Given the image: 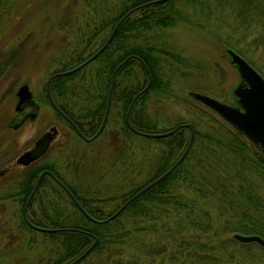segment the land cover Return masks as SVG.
<instances>
[{
    "label": "trees",
    "instance_id": "trees-1",
    "mask_svg": "<svg viewBox=\"0 0 264 264\" xmlns=\"http://www.w3.org/2000/svg\"><path fill=\"white\" fill-rule=\"evenodd\" d=\"M148 1L85 0L87 9L83 28L86 31L81 38L84 44L59 70L67 66L71 68L91 55L127 9ZM188 3L193 8L188 7ZM217 5L229 7L225 15L232 17L234 30L242 28L239 31L246 32V28L253 26L257 34L253 40L264 47V0H185L183 3L163 0L144 4L126 17L105 48L83 67L51 79V95L59 108L83 134L92 135L103 116L113 69L131 55L117 69L111 93L109 113L115 108L116 121L119 115L120 124L118 128L108 129L106 120L97 135L108 134L106 142L112 148V157L108 156V162L97 169L99 173H95L94 169L81 162L83 151L79 153L76 150L73 154L77 157L67 164L70 166L68 177L57 170L52 161L32 164L19 177L20 185L15 192L22 201V208L38 173L49 169L69 188L89 215L102 219L117 208L105 212L103 206L108 200L122 198L123 202L175 161L187 144L189 134L184 132L187 127H179L161 137L143 136L134 131H166L184 122L182 120L158 129V117L153 118L149 114L146 102L151 95L172 94L168 92L169 80L163 79L156 69L154 46L143 44L139 39L145 30L156 26L167 27L179 22L204 26L207 19L212 20V14H215L214 20L215 16L221 17L214 10ZM95 39H100L98 47L84 57L83 51L91 48L96 43ZM169 54L178 60L175 54ZM139 58L150 70L151 82L135 100L129 113V125L125 119L129 103L148 80ZM87 70L88 76L84 74ZM91 85L93 90H89ZM45 98L50 104L47 94ZM193 107L198 110L197 106ZM202 114L215 124L200 129L195 126L196 120H191L194 137L183 160L165 178L107 221L88 218L52 177L44 175L35 195L43 186L52 184L54 187L51 188L49 201L40 203L41 217L30 218L31 223L45 227L78 228L43 232L55 245L52 248L54 258L48 263L65 264L73 259L93 241L92 233L98 241L83 259L95 254L104 255L112 264H256L259 257L255 249L264 250L263 246L257 242H238L232 236L223 234L239 231L256 233L264 238V194L260 184L264 181L263 154L243 132L227 121L220 122L205 111ZM202 120L201 115L197 117L198 123ZM118 133L121 138H117ZM75 135L88 142L76 132ZM134 137L146 140L148 144L153 140L156 146L151 147L152 153H145L142 149L137 153L132 151L127 143L141 142L135 141ZM86 171L90 172L89 175ZM125 180L128 184L122 185ZM215 209L217 216L214 218L212 213ZM222 215L225 216L221 218ZM22 223L34 230L24 220Z\"/></svg>",
    "mask_w": 264,
    "mask_h": 264
},
{
    "label": "rangeland",
    "instance_id": "rangeland-1",
    "mask_svg": "<svg viewBox=\"0 0 264 264\" xmlns=\"http://www.w3.org/2000/svg\"><path fill=\"white\" fill-rule=\"evenodd\" d=\"M184 1L178 0L179 3ZM84 4L85 0H0V169L7 168L6 173L0 175V255L6 248L15 247L14 250L18 253L26 252L24 261L30 264H37L36 257L41 263L53 258L55 254L52 248L55 245L43 232L30 230L20 224L22 201L15 194V184L27 166L18 162L17 157L31 148L38 137L51 127L56 131L50 147L37 162L52 161L66 177L70 174V166L67 164L77 157L73 154L76 150L79 153L83 151L81 162L94 169L95 173L108 162V156L112 154V148L107 146L106 140L109 137L106 132L91 140L92 142H83L69 124L57 116L45 98L48 77L58 71L84 44L81 40L86 31L83 28L87 9ZM188 7L193 8L191 4ZM214 10L221 17L215 16L214 20L215 14H212V20L207 19L204 26L191 22H179L167 27L156 26L145 30L139 39L143 44L154 46L156 69L163 79L169 80L168 92L172 94L151 95L146 102L151 117H158V129L182 120H196V127L207 129L208 125L215 123L205 117L203 111L220 122H226L211 108L188 94V91L196 90L224 102H233L232 89L239 81V74L230 63L225 47H230L239 54L242 52L241 55L264 77V47L253 40L254 36L257 37L255 28L250 26L246 28V32L239 31L242 28L234 30L232 17L225 15L229 7L217 5ZM99 42L100 39L91 48L85 49L83 56L90 50H95ZM169 53L175 54L178 60L173 59ZM84 74L88 76L89 71H84ZM77 77H80V73ZM21 86H24L25 93L28 92L39 102V107L35 115H27L14 127L8 123L17 113L18 91ZM89 90H93L92 85ZM193 106H197L198 110ZM109 114L107 128H118L120 118L118 115L116 121V109ZM200 115L204 120L198 123L197 117ZM184 132L188 135V128H184ZM116 136L121 138L119 133ZM134 140L141 142H128L127 145L135 153L141 149L145 153H152L151 147L156 146L153 140L149 144L136 137ZM90 171L93 173V170ZM89 173L86 171V174ZM121 184L127 185L128 180ZM260 184L263 185L261 191L264 194V181H260ZM52 187V184L43 186L32 198L31 209L27 212L30 218L41 217L40 203L49 201ZM121 203L122 198L108 200L103 209L107 212ZM216 214L215 209L212 213L214 218ZM212 215L210 214L211 217ZM4 219H8L5 225L2 224ZM7 232L18 237L10 240ZM233 233L223 235L232 236ZM255 251L259 257L256 264H264V250L256 248ZM77 264L112 262L104 255L91 254Z\"/></svg>",
    "mask_w": 264,
    "mask_h": 264
},
{
    "label": "water",
    "instance_id": "water-1",
    "mask_svg": "<svg viewBox=\"0 0 264 264\" xmlns=\"http://www.w3.org/2000/svg\"><path fill=\"white\" fill-rule=\"evenodd\" d=\"M163 0H150L144 4H149L152 2H159ZM144 4L140 5H135L133 7H130L127 9L116 21L114 24L111 32L109 33L108 37L105 39V41L87 58H85L83 61L80 63L76 64L75 66L64 69L61 71H55L53 72L47 79L46 81V94L48 97V100L51 104V106L58 112L60 115L68 122L70 123L76 130V132L81 135L84 139H92L96 137L101 130L103 129L109 109H110V103H111V93H112V88L114 84V76L117 71V69L125 62L127 61L131 55L125 57L122 61H120L115 68L113 69L112 75H111V83L110 87L108 90L107 94V99L105 103V108L103 112V116L101 119V122L95 131V133L91 137H87L83 133L79 131L77 128L76 124L73 122V120L67 116L57 105L55 100L53 99L50 91V82L51 79L54 76L62 75V74H69L71 72H74L81 67H83L85 64H87L89 61L94 59L104 48L105 46L109 43L111 40L113 34L115 33L116 29L120 25V23L129 15H131L134 11H136L139 7H141ZM225 51L228 55V59L231 64L236 68L238 74H239V81L236 83V85L232 89V95H233V102H224L221 101L211 95H208L206 93L196 91V90H190L188 91V94L193 97L195 100L201 102L205 106L211 108L215 112H217L225 121L239 129L241 132L244 133V135L261 151L264 157V77L261 75L259 71H257L241 54L236 52L230 47H225ZM141 61L142 65L145 68V71L147 73V83L146 85L137 91L135 95L133 96L132 100L129 103L128 109L126 111L125 119L126 122L129 124V113L130 110L137 99V97L148 88L150 82H151V72L148 69L145 61L142 58H139ZM18 93L23 94L24 98L26 95L29 96V93L25 94L24 92V86H21L19 88ZM24 101H21L18 103V106H20L21 110L24 112L19 111L8 123V125H12L16 127L19 125L23 119L25 118V115H35L37 113L39 105L32 100L29 105L24 104ZM26 110V111H25ZM130 125V124H129ZM179 127H187L189 129V138L187 141L186 146L184 147L183 151L181 154L171 163V165L165 169L163 172H161L159 175H157L154 179L146 183L144 186H142L140 189L132 193L129 197H127L109 216L98 219L94 218L89 213L84 209V207L80 204V202L75 198V196L72 194V192L69 190V188L61 181L59 180L51 170L49 169H44L42 170L35 182L34 185L24 203L22 213L24 214V217L26 218V210L28 207V203L33 196L37 186L39 185L41 178L45 174H49L52 176L57 183L61 187L65 189V191L68 193V195L71 197V199L74 201L76 206L90 219L93 221H98V222H104L107 221L115 216H117L131 201H133L135 198H137L139 195H141L143 192H145L147 189L155 185L156 183L160 182L163 178H165L185 157L187 154L188 150L190 149V146L193 141L194 137V129L193 125L191 122H183L178 125H176L174 128L166 131H158V132H150V131H142V130H137L134 129L138 134L143 135V136H148V137H161V136H166L170 133H172L174 130H176ZM54 133V129L51 128L48 130L47 133H45L39 140L44 139V141L38 145H36L34 148H32L28 154L23 156V161H26L28 158L29 159H34L39 157L47 148V144L49 141V136ZM35 229L41 230V231H54V230H61V229H77L78 228H70V227H65V228H56V227H44V226H39L35 224H31ZM81 230V229H79ZM93 237V241L83 250L81 251L78 255H76L73 259L70 261L66 262L65 264H76L79 262L81 259H83L94 247V245L98 241V237L92 233H90ZM232 237L240 242H257L261 246L264 247V238L256 233H242V232H234L232 234Z\"/></svg>",
    "mask_w": 264,
    "mask_h": 264
},
{
    "label": "flooded vegetation",
    "instance_id": "flooded-vegetation-1",
    "mask_svg": "<svg viewBox=\"0 0 264 264\" xmlns=\"http://www.w3.org/2000/svg\"><path fill=\"white\" fill-rule=\"evenodd\" d=\"M18 96H19V103L21 102V101H24L25 103L24 104H28L29 105V103H31L32 102V100H34L38 105H39V102L35 99V98H33L30 94H29V96L28 95H26V97L24 98L23 96V94H20V93H18ZM19 111H21V112H24L23 110H21V108H20V106L19 107H17V113L19 112ZM26 111V110H25ZM16 113V114H17ZM28 114H26L25 115V117L27 116ZM70 126H71V128L74 130V132H76V130H75V128L70 124V123H68ZM51 128H53L54 129V133H55V131H56V129L54 128V127H51ZM50 128V129H51ZM78 128V127H77ZM50 129H48V130H50ZM48 130L47 131H44L39 137H38V139L35 141V143L32 145V147L31 148H29V149H27V150H25V151H23L22 152V154L19 156V157H17V161L18 162H20V163H22L24 166H27V167H29V166H31L32 164H34V163H38L37 161L39 160V159H41V157L43 156V155H41L40 157H37V158H34V159H27L26 161H23V156L24 155H26V154H28V152L32 149V148H34L36 145H38V144H40V143H42L43 141H44V139H42V140H39V138H41V136H43L45 133H47L48 132ZM97 130V129H96ZM80 131V130H79ZM81 132V131H80ZM54 133L53 134H51V136H49V141H48V144H47V148H46V150H45V152L49 149V147H50V144H51V141H52V137H53V135H54ZM77 133V132H76ZM82 133V132H81ZM95 133V132H94ZM93 133V134H94ZM78 134V133H77ZM92 134V135H93ZM79 135V134H78ZM85 135V134H84ZM92 135H86L87 137H91ZM79 137H81L82 139H84L81 135H79ZM97 137V136H96ZM96 137H94V138H92V139H89V140H87V139H84L85 141H91V140H94ZM44 152V153H45ZM6 170H7V168L6 167H4V168H2V169H0V175H4L5 173H6ZM27 170V168H25L24 169V171L22 172V174H24V172ZM42 171V170H41ZM40 171V172H41ZM52 171V170H51ZM39 172V173H40ZM53 172V171H52ZM38 173V174H39ZM21 174V175H22ZM54 174V173H53ZM20 175V176H21ZM45 175H47V174H45ZM38 176V175H37ZM37 176H36V178H37ZM48 176H50V175H48ZM56 176V175H55ZM51 177V176H50ZM36 178H35V180H36ZM42 179V178H41ZM35 180H34V182H35ZM16 188H17V186H19L20 184H19V182L17 181L16 182ZM33 185H34V183H33ZM33 185H32V187H33ZM22 186V185H21ZM37 188H38V186H37ZM37 188H36V190H37ZM63 188V187H62ZM32 189V188H31ZM64 189V188H63ZM36 190H35V192H36ZM65 190V189H64ZM31 191V190H30ZM35 192H34V194H33V196L35 195ZM30 193V192H29ZM29 193H28V195H29ZM28 195H27V197H28ZM33 196L31 197V199H30V201L32 200V198H33ZM27 197H26V199H27ZM26 199H25V201H26ZM25 201H24V203H25ZM29 201V202H30ZM29 204V203H28ZM23 206H24V204H23ZM28 208V207H27ZM23 209V208H22ZM20 219H19V221H20V224L21 225H23V223H22V221L24 220L30 227H32L35 231H41V230H38V229H35L31 224H33V223H31V221H30V217H28V215H27V210H26V218L24 217V214L21 212V215H20V217H19ZM8 222V219H4L3 221H2V224L3 225H5V223H7ZM45 227V226H44ZM56 228H61V227H56ZM23 231H21V233H22ZM41 232H49V231H41ZM3 233H4V235H5V230L3 231ZM8 233V235L10 236L9 238H10V240H12L13 238H15V237H18V236H16V235H12V233H13V231H12V233L11 232H7ZM8 247V246H7ZM4 248H5V246H4ZM14 248L15 247H8V248H6V251H4V253L3 254H1L0 256H1V260H0V264H30L29 262H25L24 260L26 259V257H25V254H26V252L24 253L23 252V254H21V253H18L17 251H15L14 250ZM21 254V255H20ZM54 258V257H53ZM53 258H50L49 260H47V261H45L44 263H41V262H39V260H38V258L36 257L35 258V262H37V264H49L48 262H51L52 260H53Z\"/></svg>",
    "mask_w": 264,
    "mask_h": 264
},
{
    "label": "bare ground",
    "instance_id": "bare-ground-1",
    "mask_svg": "<svg viewBox=\"0 0 264 264\" xmlns=\"http://www.w3.org/2000/svg\"><path fill=\"white\" fill-rule=\"evenodd\" d=\"M27 93H28V92H27ZM27 93H25V94H27ZM44 152H45V151H44ZM44 152H43L41 155H44V154H45ZM41 155H40V156H41ZM40 156H39V157H40ZM47 175H49V174H47ZM54 175H55V174H54ZM51 177H52V176H51ZM52 178H53V177H52ZM53 179H54V178H53ZM54 180H55V179H54ZM59 180H60V179H59ZM58 184H59V183H58ZM77 263H78V262H77ZM77 263H76V264H77Z\"/></svg>",
    "mask_w": 264,
    "mask_h": 264
}]
</instances>
